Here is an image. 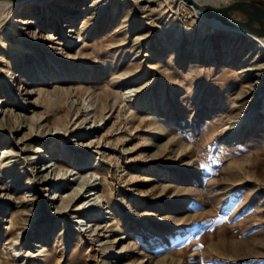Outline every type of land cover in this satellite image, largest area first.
<instances>
[{
  "label": "rangeland",
  "instance_id": "374dc122",
  "mask_svg": "<svg viewBox=\"0 0 264 264\" xmlns=\"http://www.w3.org/2000/svg\"><path fill=\"white\" fill-rule=\"evenodd\" d=\"M11 7L0 30V151H10L0 160L3 264L39 262L43 243L53 247L51 264H264V112L257 98L264 90V52H248L256 43L241 34L209 33L180 0H29ZM70 17L74 25L65 26ZM55 65L72 74L59 84L64 88L112 89V74L122 72L130 89L138 87L103 120L65 119L66 133L60 130L56 143L68 151L65 163L74 169L67 172L65 165L48 166L50 125L66 107L38 97L39 89L54 92ZM254 109L236 139L224 141L221 128ZM154 111L171 115L175 127L163 135L146 129ZM90 123L96 128L88 132ZM99 135L107 145V179L96 182L111 201L105 217L89 227L86 213L93 207L74 209L88 200L92 187L81 174L100 156L93 141ZM39 148L43 158L36 162ZM151 165L169 172L166 178ZM79 181L81 191L65 206L58 191L72 192ZM176 184L189 190L177 193ZM127 199L136 200L130 207ZM113 214L140 237L121 234ZM151 227L166 236L156 237Z\"/></svg>",
  "mask_w": 264,
  "mask_h": 264
},
{
  "label": "bare ground",
  "instance_id": "6f19581e",
  "mask_svg": "<svg viewBox=\"0 0 264 264\" xmlns=\"http://www.w3.org/2000/svg\"><path fill=\"white\" fill-rule=\"evenodd\" d=\"M27 1H29V0H0V14H2V17L0 18V30L8 22V18L10 16L11 10H12L11 5L15 2L19 4V3H24ZM30 1L37 3V4H40V5H43L44 3H46L47 1H50V0H30ZM219 1H221V0H180V2H182L184 5H187L188 7L192 8L195 11V14L197 16L198 21L200 22V24L202 26L207 28L209 33L214 34L217 31L222 30L228 34H234V36L238 35V34L244 35L248 38V40L254 41L256 43L253 47H249V51H248L249 56L254 55L256 52H264V35H259V34H256L254 32L239 28L237 26L224 24L223 22H221L220 20H217L215 18H209V17L203 16V15L198 13L197 6L195 5V2L224 4V3H228L232 0H224V2L223 1L219 2ZM27 10L29 11V9H27ZM17 20H20V21L22 20L21 22H23V21L25 22V20H23V19H17ZM251 23L254 24L255 26L260 25L259 22H253L252 20H251ZM64 25L70 26V27L73 26L74 21H73L72 17L67 19L66 22H64ZM178 30L180 31L181 29H178ZM15 31L18 34V37L22 38L23 32L21 31V29L17 28V29H15ZM54 32H56V33L59 32V29H55ZM73 42H74L73 39H71V38L68 39V45L69 46H73ZM211 44H212V42H211ZM211 47H212V45H210L208 52H213V55H212L213 62H217L218 61L217 60V53L214 54V52H217V51H215L214 49H211ZM257 56H258V54L256 55V57ZM231 60H232V56L229 53L226 54L225 61H231ZM242 62H244V60H242ZM1 70H2V72H5V73L7 72V70L5 69L4 66H2ZM73 71H75V70H73ZM52 73L57 74V76L55 77V80H54L55 83L53 82L55 84L54 85V87H55L54 92L50 95L49 93H47V94L43 93V91L41 89H39V91H38L39 96L38 97L42 98L44 100L50 99L54 103H61V104H64V106L66 107L65 112L61 116H59L55 121H53L51 123L52 125H50L54 128V133H49V134H52L54 141L52 142L53 146H51L49 148L51 156H52L51 160H53V162L48 166L51 167L54 164L57 167H59L60 169H64L63 165H65V166L67 165L65 162H66V159L69 158L68 151L65 148H63L61 150L57 146L56 139L58 137L57 135L61 134L60 130H62V134L66 133L65 131H66L67 126H66V120L65 119L69 118V120H71L72 116L76 115V117L78 116L77 118H79L80 116H83L82 121H85L87 119V117H90V116L94 117V121H95L96 117L99 120H103L106 117V114L108 112L110 113V115L113 114L114 109L117 105L116 102L119 100V98L121 96L126 97V92H129L130 90H135V93H134V95H135L138 87L130 89L129 85L125 84L126 81L123 80L125 78V74L122 72V73H117V74L113 73L112 74V78H113L112 89H109V88L103 87V86L99 87L98 90L96 88H93L92 86L87 87L86 89L84 87H82V88L79 87L80 88L79 89L76 86L64 88V87L60 86L59 84L62 81H69L71 76H72L71 72L70 73L66 72L63 68H61L59 65H57L56 68L54 70H52ZM127 73L129 74V72H127ZM38 75H39L40 80H46L47 76H48V72L40 69V71L38 72ZM73 89H75L74 95L78 94L80 96V98H82V99L78 100L77 97L75 98L74 95H72ZM83 89H85V90H83ZM121 90H122V92H121ZM81 91H84V92H81ZM257 98H258L259 102H261V106L258 108V111L264 112V90H262L261 92H259L257 94ZM203 100L204 99L202 96V98L198 99V103L202 104ZM22 104L23 105H27V104L30 105L31 102L27 103L26 100H22ZM129 106L131 108V111H130V112H132L131 114L133 115V117H135L136 116V108L134 107L132 102H130ZM141 112L143 113V111H141ZM254 113H255V109L254 110H248L247 112L242 114L240 117L232 120L229 125L223 126L221 128V130H222L221 135L223 137V140L224 141L235 140L236 134H237L239 128H241L244 124L250 123L254 117ZM148 115H151L150 117H148V118H150V122L147 125H145L146 129H148V130L150 128H155L156 130L160 131V132H158V134L163 135V134L169 132L168 127H172V128L175 127V122L172 119L173 117L171 115H168L166 112L154 111V112H152V114H148ZM95 128H96L95 123H90L88 126H86V131L90 132V131L94 130ZM228 128H231V129H228ZM93 141H95L98 144V147H99L98 153H100V156L94 158V160H92L90 162L89 166L86 167L85 172L83 174H81L82 180L85 182H89L92 188L91 189L89 188V190H90L89 193L87 195H85L86 197H88V200L82 204L77 203L76 207L74 209V210H79V208H81L82 206H84L86 204H88L89 207H91V206L93 207V209L91 210V213H86L87 218L85 219V221L89 227H91V226L93 227V225L96 223V220H98L102 217H105L104 209L109 207V203L111 201L109 195H106L102 191H100L101 189L99 188V186L101 185V182L100 183L96 182L97 179H100V180H101V178L107 179L106 172L104 169V163H103V159H102L103 155L106 156V154H105L106 150L102 149V148L106 147L107 145L104 142L102 135L97 136L96 139ZM93 141L75 143V145L78 147L79 146L80 147L91 146V143ZM65 146H67V145H65ZM9 152H10L9 149H6L5 147H3L2 150L0 151V160L2 161L4 158H6V156ZM41 152H43V151L39 148L35 152V155L32 157V159H34L36 162L37 161L39 162V159L43 156V155H40ZM49 155H47V156H49ZM72 159H73V162L76 161L75 157H73ZM66 167H67L66 172H67V170H73L74 169V167L72 169H69L70 166H66ZM150 169L155 170L154 173L156 175H158L161 180L165 179L167 174L169 173L165 170H160L155 165H151ZM128 173L130 174V177H132L133 179L136 178V170L135 169H131ZM82 182L79 181L77 187H74L72 192H69L68 190H59L58 191V193H59L58 196L61 197L62 202L64 203L65 206H67V203L69 201L75 200V198H76L75 195H77L79 193V191H81V189H82V186H80V185H82ZM173 184H175V183H173ZM175 187H176L175 190H177V193H180V194L183 192L185 193V191L189 190V188L186 187V184H183V185L182 184H179V185L176 184ZM73 192H74V194H73ZM137 193H139V191L138 192L135 191L134 198L136 197ZM135 200L134 199H127L128 205H130V207H131ZM80 219H76V220L80 221ZM112 219H115V221H113V222H115V225L120 230L121 234H130V236L132 238H137V239L140 237L138 235L139 234L138 231H136L134 233H129L127 231V229H125L124 225H121L120 223H118L115 214H113V216L110 217V220H112ZM113 222L110 221L109 224H113ZM176 222H178V218H176ZM93 229L95 230V228H93ZM151 231L156 237L164 238L166 236V231L164 229H155V228L151 227ZM80 237L82 238V235ZM122 237H124V236H120V238H122ZM53 253H54L53 247L49 246L48 243L47 244L43 243L41 245V249L39 251V255H42V257H40L39 262L36 260L33 264H51L53 262V259H54ZM0 264H3L1 258H0ZM5 264H10V263L7 260L5 262Z\"/></svg>",
  "mask_w": 264,
  "mask_h": 264
},
{
  "label": "water",
  "instance_id": "95a60500",
  "mask_svg": "<svg viewBox=\"0 0 264 264\" xmlns=\"http://www.w3.org/2000/svg\"><path fill=\"white\" fill-rule=\"evenodd\" d=\"M198 13L237 26L247 31L264 35V5L252 0H232L224 4L195 2ZM259 22L255 26L251 23Z\"/></svg>",
  "mask_w": 264,
  "mask_h": 264
}]
</instances>
